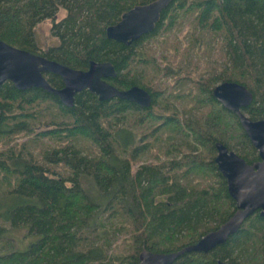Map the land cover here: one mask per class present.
Segmentation results:
<instances>
[{
  "label": "trees",
  "instance_id": "obj_1",
  "mask_svg": "<svg viewBox=\"0 0 264 264\" xmlns=\"http://www.w3.org/2000/svg\"><path fill=\"white\" fill-rule=\"evenodd\" d=\"M151 1L0 0L1 40L36 53L34 28L50 19L58 43L40 54L77 69L109 61L110 83L151 95L141 107L83 89L66 106L42 88L0 85V264H137L143 250L195 243L235 210L214 144L247 163L259 157L212 89L245 85L243 111L264 118V0H170L130 44L106 36L123 12ZM185 21L190 29L174 34ZM152 39L163 44L159 59ZM219 262L264 264V216L255 211L223 243L172 264Z\"/></svg>",
  "mask_w": 264,
  "mask_h": 264
},
{
  "label": "water",
  "instance_id": "obj_2",
  "mask_svg": "<svg viewBox=\"0 0 264 264\" xmlns=\"http://www.w3.org/2000/svg\"><path fill=\"white\" fill-rule=\"evenodd\" d=\"M169 2L153 0L135 5L123 12L116 23L106 27V36L130 44L152 30ZM47 72L57 74L62 80V87H53L46 78ZM115 74V68L109 61H90L86 69H77L0 39V85L8 81L18 89L42 88L57 95L66 106H71L75 94L83 89L94 93L98 99L118 97L141 107L151 105V95L146 89L138 85L119 89L110 83L108 78ZM212 94L223 107L237 116L259 159L247 163L223 143L215 142L214 161L225 178L228 193L235 202V210L216 229L206 232L195 243L167 253L143 250L137 264H172L185 252H206L235 233L255 211L264 216V118L252 120L243 112V108L252 102V93L241 83L219 82L213 87Z\"/></svg>",
  "mask_w": 264,
  "mask_h": 264
},
{
  "label": "rangeland",
  "instance_id": "obj_3",
  "mask_svg": "<svg viewBox=\"0 0 264 264\" xmlns=\"http://www.w3.org/2000/svg\"><path fill=\"white\" fill-rule=\"evenodd\" d=\"M64 14H65L64 10L60 9L56 15V20L63 17ZM50 27H51V20L50 19H44V20H41L34 28V38H35V41H36L37 46H38L37 52H39V54H40V51L48 48L49 46L56 45L58 43V39L51 34ZM187 29L189 30L190 26L188 25V22L185 21L182 28L180 30H176V32L174 34H177L178 36H182L186 32ZM174 42H176V41H174ZM178 44L181 45V43H179V42H178ZM147 47L151 48V54L153 57H155L156 59L160 58L161 50L163 48V44L160 45L158 39H152L148 43ZM214 56L217 57V54H215ZM214 56H212V57H214ZM219 61H221V58H219ZM11 234H13L14 244L16 246H22V243L24 241H21V240L24 239V236H23L21 230L20 229L14 230V232H11ZM121 246L122 245L118 243V247L116 249H114V252H119L122 254Z\"/></svg>",
  "mask_w": 264,
  "mask_h": 264
}]
</instances>
